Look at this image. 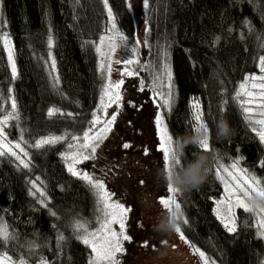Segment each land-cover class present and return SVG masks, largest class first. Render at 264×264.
I'll use <instances>...</instances> for the list:
<instances>
[{
    "label": "trees",
    "instance_id": "trees-1",
    "mask_svg": "<svg viewBox=\"0 0 264 264\" xmlns=\"http://www.w3.org/2000/svg\"><path fill=\"white\" fill-rule=\"evenodd\" d=\"M140 14L130 0H107V7L105 0H0V119L10 113L14 99L17 118L6 132L11 140L22 138L29 155L27 168L0 156V218L14 237L0 239V253L26 264L42 259L49 264H90L93 258L80 234L98 225L100 210L90 184L72 175L63 154L75 145L73 137L82 140L92 127L105 87L97 45L114 21L119 36L140 50L133 67L140 84L152 91L174 143L191 133L192 104L199 102L210 130L209 149L189 145L179 154L180 164L195 162L194 152L206 153L211 160L207 179L178 193L183 217L177 219V233L158 229L169 214L160 203L168 193L163 175L157 188L146 185L163 173L164 160L158 157L160 167L151 163L147 168L146 157H140V152L147 153L146 146L133 159L124 156L116 176L129 182L136 177L142 196L129 195L126 231L134 237L124 243L121 264H175L177 257L182 264H197L192 252L196 249L214 264H264V229L258 215L236 209V231L230 233L214 214L225 185L222 170L216 174L217 160L225 167L239 159L241 169L264 183V144L235 99L238 84L259 71L264 55V0H148L145 14ZM138 18L146 27L144 40ZM3 35L13 51L15 79ZM166 64L172 74L168 110L159 103L153 80L160 73L166 80ZM136 103L127 98L122 102L118 119L123 135L138 130L140 119L133 110L141 107ZM49 109L59 111L50 116ZM220 119L232 130L227 139L217 137ZM141 120L149 127L146 137L157 138L155 117ZM57 136L63 139L33 146L38 139ZM77 224L84 229L78 231Z\"/></svg>",
    "mask_w": 264,
    "mask_h": 264
},
{
    "label": "rangeland",
    "instance_id": "rangeland-1",
    "mask_svg": "<svg viewBox=\"0 0 264 264\" xmlns=\"http://www.w3.org/2000/svg\"><path fill=\"white\" fill-rule=\"evenodd\" d=\"M130 2H131V5H133V7L140 8V12H141L140 16L145 14V7H147L145 6V3H141L140 0H130ZM137 22L139 23L138 25L139 31L140 29L142 31L141 37L144 40L145 32H146L145 24L143 23L140 26L139 18ZM117 33L119 34L117 28L115 27V30H113V23H110L109 28H108V33L102 37L103 41L100 39L97 45V49L99 48L98 54L100 56V65L103 64V68L101 67L100 69L103 72V76L105 79L104 86L108 85L109 83L114 84L121 80L123 81V83L121 84L119 89L109 88L107 94L104 91L105 89L104 87L101 93L99 102H98L97 110L94 113L95 116L99 118V122L95 124L92 123V127L87 130V132H89L90 137H96V136L99 137V139L89 140L90 145H93V146L98 145V147H96V152L94 154H92L91 147H89V149H87L86 152L87 154L91 156V158L88 160H84L81 163L75 165V168L78 171L87 172L90 176L93 177L94 180H101L104 182V185H105V191L107 193V197H104L103 193L100 190L95 189L90 185L93 191V194L95 196L98 208L100 210V214L97 218L98 225L95 228H92L86 232L83 231L80 234V237L82 235H87V238L92 243H94L97 247H100L102 245L107 247V243H106L107 241H111L115 243L116 238L113 237L111 233H116L118 236L121 231V227H120L121 223L124 224V232L126 235H128L126 231V215H127V209L129 206L128 204L129 195L130 193H132V197H133L134 193H136L138 195V197H135L136 199H139L142 196V195L141 196L139 195V193L141 192L140 189L142 188V186L140 185V183H137L136 177H135L136 181L130 179V182H129V179L120 180L116 176V173H115L116 169L120 167V163L123 162L124 156L126 155V158H128L127 161L130 159H133L139 154L140 148L142 149L143 146H146L147 153L145 154L143 152L142 153L140 152V157L143 155L144 157H146L147 159L146 162L148 163L147 168L149 169L152 168L151 163L159 166L158 161L160 160L157 159L158 157L163 159V152L161 151V148H160V145H161L160 127H165L164 119L162 118L163 124L159 126L157 124V121H155V124L157 127L156 128L157 135H158L157 138L154 137L155 139L154 138L151 139V137L149 138L146 137L148 134L147 128L149 127L145 125L143 121L141 120L142 118L144 119L148 116H151L152 118L155 117V120H156L157 114H160L161 117H162V114H161V111L158 110V107L154 102L155 100H153L155 98H154L152 91L144 89V87H143V90H141L140 78L138 77L136 69L133 67L134 64L138 63L140 50L137 47V44L133 45L129 42L127 43L124 40H121L120 36L117 35ZM1 39H2V42L4 43L5 35H3ZM113 44L115 45L114 51L112 50ZM9 47H11L10 44H9ZM133 49H135V52H133ZM6 54H7V59H8L7 49H6ZM13 60H14V56H13ZM117 60H120V61L133 60L134 62L130 65H125L124 63H116ZM8 62H9V59H8ZM109 63L111 64L110 72L108 70ZM9 67L11 70L10 63H9ZM258 68H259V71L253 75L255 76L264 75V73H261L260 71V61L258 64ZM125 69L132 72L133 75H126V74L122 75V73L125 72ZM16 73H17V69H16ZM50 73L53 77L55 76L54 71L52 69ZM253 75H249V76H253ZM164 76L166 80H164L162 73L156 75L153 78L154 85H156L154 89L156 90V93L160 99L159 103L162 105V107L165 110H168L171 104L172 88H169L167 86L169 84V81L167 79L166 72L164 73ZM257 82L259 83V81ZM242 83H245V79L240 84H238L235 95L237 91L241 90L240 85ZM247 89L251 91H256V90L251 89V81L248 82ZM117 91L119 92L121 96V100L119 102L115 101V93ZM126 98L128 99V101H137L136 105L141 107L138 110L137 109L133 110L134 114L137 115L138 119H140V122L139 121L137 122L139 125H136L137 128H135L138 130L136 131L134 130V132L123 135L119 131L121 122H120V119H118V117H119V113L121 110L122 102ZM165 98L170 99V103L166 106L164 105ZM240 99L243 100L245 99V97L241 96ZM11 103H12V100H10V112H12ZM258 112L259 110H257L254 114H252L250 119H247L248 123L253 128V130L255 129L254 131L256 132L257 135H258V132L261 131L262 128H264V126H261L254 122L259 119H264V117H261L258 114ZM55 114H57V112ZM113 114H116V118L114 122H112L111 124H108L107 121L111 119ZM141 114H144V115H141ZM244 115L246 117L245 113ZM2 119L3 118H1L0 120ZM13 119L14 118L9 119L6 125H0V127L3 128V133H4V136H0V143H3L6 147L11 148L12 151H15L17 155L21 157V159H24L26 162H28L27 160H28L29 155H27V157H24L23 153H21L19 149L14 147L15 144L20 143L21 148H23L24 152L28 154L27 148H26L27 146L24 140L22 138H18L17 140H11L7 135L6 129ZM82 136H83L82 140L81 139L79 140L80 137H78V140H75V145H72L71 148L69 147V149L65 151V153L63 154L64 157L70 156L71 154L77 152L78 150L85 151L79 147L80 145L84 143V135ZM258 138H259V135H258ZM125 143L130 144L131 147L125 148L124 147ZM0 151H4V149L0 148ZM2 156L11 157L17 163L20 164V161L17 160L16 156L11 155L10 152H5V155H2ZM155 159L156 161H153ZM65 162L67 164V167H68V164L72 163L71 160H66V159H65ZM230 165L231 164L226 165L225 168L230 167ZM239 168L241 167L239 166ZM162 175L163 173H161L160 175H154L153 176L154 180L151 179L152 181L146 185L153 186L151 187L153 189L154 187H156V185L160 183L159 177ZM221 176L223 177L224 184H225V181L231 182V177L223 170L221 172ZM165 185L166 184H164V186ZM161 186L162 187H161V190L159 189V193H162L163 188H164L162 184ZM169 195L171 194L168 192L167 195H165L163 198L165 199ZM225 197H226L225 185H223L222 198L218 201L224 200ZM178 198H179V194H177V197H176L177 202H178ZM216 202L214 205V214L217 217V211H219L220 216L223 218V222H222V219L218 217L217 218L225 226V223H228L231 219L234 218V212L236 209H239V208H233L232 216H230L228 203L225 202L223 204L218 205ZM167 212L170 213L168 210ZM261 215L262 213L258 215L259 224H261V218H262ZM105 224L107 225V227H102ZM260 227H261L260 230L264 229V227L262 226ZM89 233H95V236L93 237L91 235H88ZM136 236H140V234L138 233ZM133 237L134 236L132 234V237L130 236V238L132 239ZM80 240L83 243V240L81 238ZM129 241L130 240H121V244L124 250H125L124 243L129 242ZM136 241L140 242V239ZM85 245L90 249L92 256H93L92 258L93 260L95 257V253H93L92 247L88 244H85ZM192 252L194 253V256H196L197 258V264H214L205 255L202 258L199 255L200 251L197 252L194 250ZM123 253L124 251L121 253H116L115 255V259L116 261H118V264H121V259L123 258V255H124ZM3 255L4 253H0V257H2ZM177 255H180V254H177ZM178 258L179 257H177L176 260L174 259L175 264H182V262L178 261ZM11 264H19V262L11 259ZM36 264H40V262ZM97 264H110V262L105 261V260H100V261H97Z\"/></svg>",
    "mask_w": 264,
    "mask_h": 264
},
{
    "label": "snow or ice",
    "instance_id": "snow-or-ice-1",
    "mask_svg": "<svg viewBox=\"0 0 264 264\" xmlns=\"http://www.w3.org/2000/svg\"><path fill=\"white\" fill-rule=\"evenodd\" d=\"M145 6H147L148 4V0H144ZM105 6L107 7V0H105ZM109 17H112V13L111 10L109 9ZM115 22L113 21V30H115ZM117 35H119L117 33ZM120 39L124 40L125 38L120 35ZM101 40L103 41V38H101ZM4 43H5V47L8 51V59H9V63L11 65V70H12V77L13 79L16 78V66H15V62L13 60V53H12V49L11 47H9L10 41L8 40L7 36H5L4 39ZM49 46H51V39L49 41ZM99 51V48L97 49ZM112 50H115V45H112ZM133 52H135V49H133ZM260 60V71L261 73H264V55L260 56L259 58ZM134 61L133 60H124V61H120L117 60L116 63H124L125 65H130L132 64ZM52 67L54 69L55 67V61H52ZM101 67L103 68V64L101 65ZM165 69H166V76L167 79L169 81V84L167 85L169 88H171V78H172V74L170 71V68L168 67V65H165ZM108 70L109 72L111 71V64L109 63L108 65ZM133 75L132 72L128 71L127 69H125V72L122 73V75ZM251 81V89L256 90V91H251L247 89V84L248 82ZM259 81V83L257 82ZM56 83L59 82L58 78H56ZM123 83V81H119L116 82L114 84L109 83L108 85L105 86V93H108L109 88L111 89H119L121 84ZM143 82L141 83V90H143ZM240 91H237L236 95H235V99L237 100V102L240 104V106L242 107L244 113L246 114V119H250L251 115L254 114L257 110H259L258 114L261 117H264V75H260V76H246L245 77V83H242L240 85ZM9 92H11V89H9ZM241 96L245 97V99L241 100ZM121 100V96L119 94V92L117 91L115 93V101L119 102ZM131 103V102H130ZM170 103V99L165 98L164 99V105H168ZM133 107H135V105H132ZM11 107H12V112L8 113L7 115H5L3 117L2 120H0V125H6L7 121L9 119L12 118H17V113H16V103L15 100L12 99V103H11ZM192 108H193V115H192V119L190 121L191 123V130L192 131H196L199 127L204 126V122H203V113L201 111H199V102L198 101H193L192 104ZM58 109H49L48 114L54 115L56 112H58ZM70 115V114H69ZM116 118V114H113V116L111 117V119L109 121H107L108 124H111L112 122H114ZM156 121L158 126L163 124V120L162 117L160 116V114H157L156 117ZM99 122V118L95 116L94 114V120H93V124L98 123ZM256 124H259L261 126H264V119H259L254 121ZM255 130V129H254ZM103 131V130H102ZM160 139H161V151L163 152V159H164V168L165 170H168L169 167L173 164V162H175V164H180L181 163V159L179 154L177 153V151L174 148V138L172 135L169 134L167 128L165 127H160ZM260 141L262 143H264V128H262L261 131L258 132ZM0 136H4L3 133V128L0 127ZM61 139H63V137H47V138H41L35 141V144L33 145L36 148H40L46 144H53L56 143L58 141H60ZM95 139H99L98 136L96 137H90L89 136V132H85L84 133V143L82 145H80L79 147L85 151H77L73 154H71L70 156H65L64 158L66 160H71L72 163L68 164V170L72 173L73 176H77L83 180H85L86 182H88L93 188L100 190L104 197H107V193L105 191V185L104 182L101 180H94L92 176H90L87 172H80L75 168L76 164L81 163L84 160H88L91 158V156L89 154H87L86 150L89 149V147H91V152L92 154H94L96 152V147H98V145H90L89 140H95ZM73 140H78L77 137H73ZM178 146V144H177ZM15 148L19 149L21 153H23L24 157H27V153L24 152V149L21 148L20 143L15 144L14 146ZM70 148L72 147V145L69 146ZM125 148H129L131 147L130 144L125 143L124 144ZM200 148H202L203 150L207 151L209 149V143L208 140H204L201 142V144L199 145ZM0 148H3L4 151H0V156L5 155V152H10L11 155L16 156L17 160L20 161V164L23 165V167L27 168L29 166V163L26 162L24 159H21V157L19 155H17V153L15 151H12L11 148L6 147L3 143H0ZM262 166H264V164H262ZM223 170L224 172H226L230 177H231V182L225 181V192H226V197L224 200L221 201H217L216 203L219 204H223L225 202L228 203L229 206V214L230 216H232V209L233 208H243L245 212H254L252 211V209L249 208L248 204H247V198L252 195V194H256L259 196H264V183H262L259 179H257L254 175H250L248 173V171L246 169H241L239 168V159L235 160L230 167L225 168L224 165L219 164V160H217V168H216V174L217 176H220V171ZM211 171V169H210ZM220 178L223 180V177L220 176ZM35 187V184L33 185ZM167 190L168 192L171 194L169 195L167 198L165 199H161L160 203L162 204V206L167 209L173 217H175L176 219L178 218H182L183 214L181 212V206L180 204L177 202V194L178 191L171 185V184H167ZM43 195V193H42ZM122 207V206H120ZM173 207L175 209V211H173ZM257 213V215H259L260 213H264V211H255ZM53 215H55V213H53ZM217 217L222 219L223 222V218L220 216L219 211H217ZM185 223H187V221L185 220ZM261 226L264 227V218H261ZM102 227H107V225H103ZM121 227V231L119 233V235L117 236L116 233H111V235L113 237H115V243L111 242V241H107V247L105 246H100L97 247L94 243H92L88 238L87 235H82L80 238L83 240L84 244H88L92 247V251L93 253H95V257L92 261H90V264H97V261L100 260H105V261H109L110 264H118V261H116L115 259V255L116 253H121L124 251L122 244H121V240H130L131 238L125 234L124 232V224L121 223L120 225ZM225 227L227 228V230L232 233L236 231V227H235V219H231L228 223H225ZM76 229L79 231L81 229H84V225L83 224H77L76 225ZM87 230L85 229V232ZM175 231L177 233L181 232L180 226L177 225L175 228ZM88 235L91 236H95V233H89ZM261 235L264 236V232H261ZM14 238L9 230H8V226L6 223L3 222L2 218H0V239H3L4 241H8L9 239ZM183 238V236L181 237ZM65 238L63 235L59 236L58 240L59 241H63ZM145 246H147V242L145 241ZM195 251H199L198 249H196ZM199 255L203 258L204 257V253L203 252H199ZM0 264H11V258L7 256V254L5 253L2 257H0ZM19 264H26V262L21 259L19 261ZM40 264H47L46 261H44L43 259L40 261Z\"/></svg>",
    "mask_w": 264,
    "mask_h": 264
},
{
    "label": "clouds",
    "instance_id": "clouds-1",
    "mask_svg": "<svg viewBox=\"0 0 264 264\" xmlns=\"http://www.w3.org/2000/svg\"><path fill=\"white\" fill-rule=\"evenodd\" d=\"M217 137L227 139L231 134V128L226 119H220L216 122ZM210 130L205 124L199 127L196 131L182 135L177 146L174 143V148L178 154L183 153V150L189 145L198 147L202 141L209 139ZM175 139V140H176ZM196 160L190 163L187 167L181 164H173L168 170L164 169L163 179L166 184H171L178 193L191 191L201 185L206 179L210 171L211 160L206 153L194 152ZM247 204L252 211H264V196L252 194L247 198ZM175 211V209H173ZM178 225L177 219L169 213L165 223L158 226L162 231H173Z\"/></svg>",
    "mask_w": 264,
    "mask_h": 264
}]
</instances>
